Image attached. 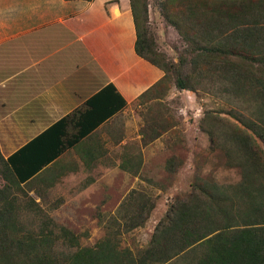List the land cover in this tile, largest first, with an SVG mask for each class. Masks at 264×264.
<instances>
[{
    "label": "trees",
    "instance_id": "1",
    "mask_svg": "<svg viewBox=\"0 0 264 264\" xmlns=\"http://www.w3.org/2000/svg\"><path fill=\"white\" fill-rule=\"evenodd\" d=\"M130 1L135 50L164 71L138 99L164 84L174 69L180 89L201 88L226 99L227 116L208 110L201 128L211 148L225 151L228 165L240 169L241 180L224 185L197 177L188 197L171 204L150 241L137 250L123 247L113 233L82 247L65 226L48 231L18 225L26 186L53 172L68 149L92 140L127 106L109 83L9 157L0 148V264H264V0H164L165 17L188 44L178 63L158 49L147 0ZM153 124L142 132L145 144L169 130ZM155 204L134 202V212L125 216L127 230L142 226ZM60 240L70 248L63 258L55 250Z\"/></svg>",
    "mask_w": 264,
    "mask_h": 264
},
{
    "label": "rangeland",
    "instance_id": "2",
    "mask_svg": "<svg viewBox=\"0 0 264 264\" xmlns=\"http://www.w3.org/2000/svg\"><path fill=\"white\" fill-rule=\"evenodd\" d=\"M163 1L147 0L149 29L158 49L178 63L188 44L165 17ZM175 76L174 69L164 84L110 119L89 143L68 149L54 164L56 174L47 170L26 186L27 194L19 196L18 225L48 231L65 226L78 235L82 247L94 246L113 233L123 247L137 250L150 241L171 204L188 197L197 177L224 185L240 182V169L228 165L225 151L211 148L210 137L201 128L206 111L227 116L231 105L201 88L180 89ZM151 123L169 130L145 144L142 132ZM98 179L94 191L83 193ZM153 199L156 204L147 221L127 230L125 216L134 212L133 203L150 204ZM68 244L55 242L60 258L69 252Z\"/></svg>",
    "mask_w": 264,
    "mask_h": 264
},
{
    "label": "crops",
    "instance_id": "3",
    "mask_svg": "<svg viewBox=\"0 0 264 264\" xmlns=\"http://www.w3.org/2000/svg\"><path fill=\"white\" fill-rule=\"evenodd\" d=\"M136 40L130 0H0L3 155L9 157L109 83L127 106L138 100L164 71L137 54ZM99 183L91 182L83 193Z\"/></svg>",
    "mask_w": 264,
    "mask_h": 264
}]
</instances>
